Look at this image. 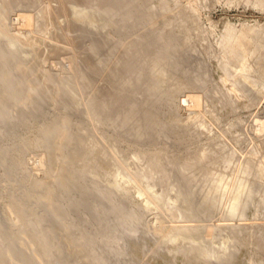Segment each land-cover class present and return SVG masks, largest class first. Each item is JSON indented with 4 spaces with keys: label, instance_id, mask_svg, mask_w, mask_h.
<instances>
[{
    "label": "rangeland",
    "instance_id": "rangeland-1",
    "mask_svg": "<svg viewBox=\"0 0 264 264\" xmlns=\"http://www.w3.org/2000/svg\"><path fill=\"white\" fill-rule=\"evenodd\" d=\"M0 264H264V0H0Z\"/></svg>",
    "mask_w": 264,
    "mask_h": 264
},
{
    "label": "bare ground",
    "instance_id": "bare-ground-1",
    "mask_svg": "<svg viewBox=\"0 0 264 264\" xmlns=\"http://www.w3.org/2000/svg\"><path fill=\"white\" fill-rule=\"evenodd\" d=\"M94 19V18H93Z\"/></svg>",
    "mask_w": 264,
    "mask_h": 264
}]
</instances>
